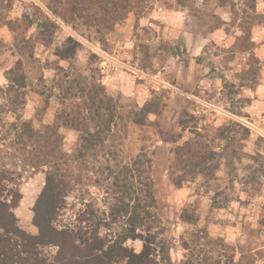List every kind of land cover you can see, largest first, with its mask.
I'll return each instance as SVG.
<instances>
[{"label": "rangeland", "instance_id": "obj_1", "mask_svg": "<svg viewBox=\"0 0 264 264\" xmlns=\"http://www.w3.org/2000/svg\"><path fill=\"white\" fill-rule=\"evenodd\" d=\"M243 8L241 0H151L144 15L129 12L106 29L75 17L66 0H0V164L9 166L13 151L9 69L21 66L27 75L17 107L34 128L53 122L59 83H100L125 118L107 140L111 151L88 159L86 173L100 180L76 185L56 223L78 224L88 203L106 215L115 197L106 199L99 161L139 160L152 180L157 264H264V0H256L254 20ZM84 12L97 11L88 5ZM242 29L253 43L243 41ZM67 36L77 45L63 60L57 47ZM145 103L155 109L145 123L125 116ZM59 132L63 150L71 152L78 132ZM204 142L215 166L192 176L183 165L188 160L176 164L175 149ZM22 176L13 212L20 228L36 234L46 173ZM125 245L139 251L142 242ZM41 250L51 257L56 247Z\"/></svg>", "mask_w": 264, "mask_h": 264}, {"label": "trees", "instance_id": "obj_2", "mask_svg": "<svg viewBox=\"0 0 264 264\" xmlns=\"http://www.w3.org/2000/svg\"><path fill=\"white\" fill-rule=\"evenodd\" d=\"M241 1L246 7L241 9L242 12L249 13L253 20L258 17L256 0ZM66 2L75 17L81 16L87 24L102 25L107 29L124 19L129 12L136 16L144 15L151 0ZM88 5L97 12H84ZM242 32L243 41L249 39L253 43L250 35H246L243 29ZM76 45L77 41L67 36L62 47H57V56L63 60L73 57ZM27 86L28 78L21 66L8 70L5 92L12 98L10 111L14 120L9 122V127L13 135L10 146L13 151L8 154L10 165L5 167L4 163L0 164V264H111L118 261L123 264H157L152 180L148 168L139 160L122 166L110 165L108 158L104 162L99 161L97 168L100 174L106 170L108 179L106 188L109 192L105 197H115L114 201L108 202L106 215L95 213L88 203L78 215V224L56 223L76 185L82 187L100 180L99 177L92 180V176L86 173L87 162L105 149L111 151L107 140L125 118L119 100L108 94L100 83L82 86L75 79L59 83L60 108L53 122L34 128L31 120L19 114L17 107L24 104L22 97ZM68 99L73 100L66 102ZM154 112L155 109L145 103L125 116L133 123L143 124L148 114ZM60 127L78 132L77 145L71 152L62 148ZM208 146L205 142L194 149L189 143L178 145L175 149L179 158L176 164L188 160L183 165L192 176L210 170L215 165L209 166L213 152ZM181 155H184L182 159ZM39 170L45 171L46 182L39 197L43 208L37 212L35 224L38 231L32 234L17 225L13 208L21 198L18 184L22 174ZM115 223L119 224L118 229L112 228ZM101 227L106 229L104 233L100 232ZM128 239L141 240L140 250L126 246ZM44 246L56 247L55 254L51 257L42 254Z\"/></svg>", "mask_w": 264, "mask_h": 264}]
</instances>
